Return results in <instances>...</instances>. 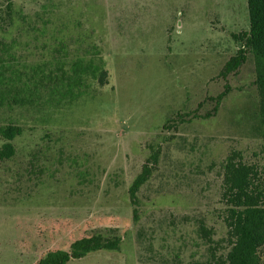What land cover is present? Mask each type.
Segmentation results:
<instances>
[{
  "label": "rangeland",
  "instance_id": "obj_1",
  "mask_svg": "<svg viewBox=\"0 0 264 264\" xmlns=\"http://www.w3.org/2000/svg\"><path fill=\"white\" fill-rule=\"evenodd\" d=\"M248 31L246 0H0V126L22 128L0 161V264L96 235L119 249L67 264L221 256L227 158L263 177Z\"/></svg>",
  "mask_w": 264,
  "mask_h": 264
},
{
  "label": "trees",
  "instance_id": "obj_2",
  "mask_svg": "<svg viewBox=\"0 0 264 264\" xmlns=\"http://www.w3.org/2000/svg\"><path fill=\"white\" fill-rule=\"evenodd\" d=\"M249 31L244 36V48L251 52L257 62V87L259 92L260 120L264 127V0H246ZM240 51L233 61L235 67L244 60ZM232 63L226 67L230 70ZM22 135V128L16 125H1L0 161L15 156L14 140ZM264 155V144H263ZM151 170L144 165L140 174L129 188L131 204L139 188L147 181ZM255 167L228 157L224 165L223 223L226 228V248L221 256L212 257L207 264H264L259 249L264 247V168L263 177H258ZM260 181V182H259ZM118 238H104L100 235L82 238L73 242L69 251L56 250L47 253L35 264H67L90 253L119 249Z\"/></svg>",
  "mask_w": 264,
  "mask_h": 264
}]
</instances>
